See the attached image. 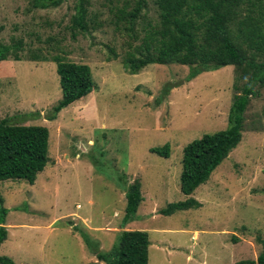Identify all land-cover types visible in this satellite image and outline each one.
Here are the masks:
<instances>
[{"label":"rangeland","instance_id":"1","mask_svg":"<svg viewBox=\"0 0 264 264\" xmlns=\"http://www.w3.org/2000/svg\"><path fill=\"white\" fill-rule=\"evenodd\" d=\"M124 1L88 0L95 23L88 34L73 35L77 0L46 9L34 8L32 0H0V43H25L23 59L0 61V119L49 130V162L34 183L0 181L8 209L0 255L16 264H106L77 229L101 252L111 250L120 230L141 229L150 241L148 264L254 260L261 249L257 237L264 238V87H254L239 144L191 194L201 206L162 214L168 203L187 197L179 181L183 147L227 126L235 84L245 80L233 65L190 81L189 67L175 63L128 73L122 59L139 39L110 10ZM153 1L146 0L145 20H157ZM144 23L137 21L136 34L142 35ZM109 48L116 59H108ZM38 51L89 65L95 84L52 120L49 112L61 97L59 77L54 61L29 59ZM165 144L167 157L150 150ZM135 179L143 200L121 227L124 188Z\"/></svg>","mask_w":264,"mask_h":264},{"label":"trees","instance_id":"2","mask_svg":"<svg viewBox=\"0 0 264 264\" xmlns=\"http://www.w3.org/2000/svg\"><path fill=\"white\" fill-rule=\"evenodd\" d=\"M63 0H32L34 8L58 6ZM157 20H145L146 0H125L122 6L111 7L115 22H124L128 35L139 43L128 44L122 64L130 74L149 64L187 65L186 81L199 74L233 65L238 79V91L233 95L227 115V126L213 133H205L183 147L180 172V190L185 200L168 203L162 214L198 208L201 203L192 197L198 186L204 184L215 168L239 144L242 138L244 113L254 94V87H264V0H154ZM71 16L73 35L88 34L95 16L88 11V0H77ZM92 17H94L92 19ZM138 20L145 21L142 35L135 33ZM1 29V27H0ZM94 29V28H92ZM240 41H247L242 45ZM25 43L22 38L11 43H0V61L23 59ZM118 54L109 48L108 59ZM30 60H52L56 63L61 97L49 112L52 120L65 107L81 99L94 89L91 68L85 63L65 59L59 54L48 57L38 51L29 54ZM169 84L162 91L167 94ZM162 100V95L156 102ZM49 130L43 125L22 124L0 119V181L23 180L33 184L49 162L47 155ZM161 156L169 155V145L150 149ZM125 215L121 227L132 221L143 200L141 183L135 179L124 188ZM8 209L0 195V245L7 238L5 226ZM84 242L92 248L96 259L106 264H148V233L141 229L120 230L117 243L108 252L98 251L86 232L77 229ZM261 249L254 260L245 259L235 264H264V238L257 237ZM0 264H16L11 257L0 255Z\"/></svg>","mask_w":264,"mask_h":264}]
</instances>
